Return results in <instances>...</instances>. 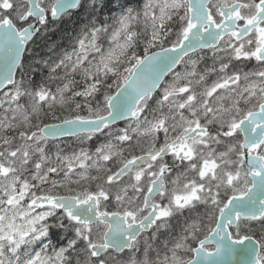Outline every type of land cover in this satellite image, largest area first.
Instances as JSON below:
<instances>
[{"label":"snow or ice","instance_id":"snow-or-ice-1","mask_svg":"<svg viewBox=\"0 0 264 264\" xmlns=\"http://www.w3.org/2000/svg\"><path fill=\"white\" fill-rule=\"evenodd\" d=\"M0 264H264V0H0Z\"/></svg>","mask_w":264,"mask_h":264},{"label":"trees","instance_id":"trees-1","mask_svg":"<svg viewBox=\"0 0 264 264\" xmlns=\"http://www.w3.org/2000/svg\"><path fill=\"white\" fill-rule=\"evenodd\" d=\"M141 0H130V6L133 8H139ZM87 23V17L84 15H79L76 17H73L72 20H65L64 23L59 24L55 26V28H51L50 30L40 38L38 41L40 47L37 49V51H40L45 47L46 44H52L55 42L56 44L62 45V47L59 48V52L62 53L65 50L71 51L72 45L74 43V40L76 36L79 34L80 30L84 28L85 24ZM142 30V26H139ZM142 52V49L140 50ZM93 105H95V101L93 102ZM82 114L86 115V111ZM96 137L93 138V140L89 141L90 148L94 147L95 145ZM97 142H100L97 140ZM81 145H78L79 147ZM184 222V218L181 217L179 220L174 219L172 221L173 229L172 231L175 233H179L180 228L182 227ZM70 235V233H69ZM164 239H171V236H160V240L163 241ZM53 241L56 243H65V241L59 237L54 236Z\"/></svg>","mask_w":264,"mask_h":264},{"label":"rangeland","instance_id":"rangeland-1","mask_svg":"<svg viewBox=\"0 0 264 264\" xmlns=\"http://www.w3.org/2000/svg\"><path fill=\"white\" fill-rule=\"evenodd\" d=\"M144 3H146V0H141V1H140V6H139V8H142ZM141 26L143 27V25H141ZM105 46H107V45H106V42H105ZM192 55H193V58H194V59H199L200 57L205 56V53H204V52H196V53H194V54H192ZM210 57H211V53L209 52V53L207 54V56H205V60H204L203 62H201L200 65H199V67H200L201 69H203V68L206 66V64H207V66H211V65H212V60H211ZM254 64H255L254 61L251 62V63H249V64L247 65V67L245 68V70H246V71H247V70H250V69L253 67ZM176 70H178V71H183V70H184V66H183V65H180ZM170 78H171V75H170L167 79H170ZM211 78H214V76L211 77ZM123 125H124V122L121 123L119 126H116V127H122ZM96 139L99 140V141L101 142V141L105 140L106 137H104V136H100L99 138H96ZM97 140H95L96 145H97L98 143H100V142H97ZM54 143H59L62 147H65V148L68 149V150H71V148H79L80 146H79V147H77V146H78V145H81V142H80L79 140L75 139V138L59 140V141H56V142H54ZM88 143H89V141H87L83 146L89 148ZM89 149H90V150H94V148H92V149L89 148ZM53 150H54V149H53Z\"/></svg>","mask_w":264,"mask_h":264},{"label":"water","instance_id":"water-1","mask_svg":"<svg viewBox=\"0 0 264 264\" xmlns=\"http://www.w3.org/2000/svg\"><path fill=\"white\" fill-rule=\"evenodd\" d=\"M177 67H178V66H177ZM121 122H123V121H118L117 124H118V123H121ZM61 139H63V138H61Z\"/></svg>","mask_w":264,"mask_h":264}]
</instances>
